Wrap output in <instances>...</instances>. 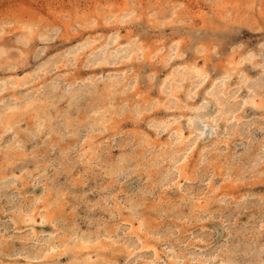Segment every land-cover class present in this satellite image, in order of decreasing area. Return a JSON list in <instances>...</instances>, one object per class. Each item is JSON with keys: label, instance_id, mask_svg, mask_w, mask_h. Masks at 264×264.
<instances>
[{"label": "rangeland", "instance_id": "1", "mask_svg": "<svg viewBox=\"0 0 264 264\" xmlns=\"http://www.w3.org/2000/svg\"><path fill=\"white\" fill-rule=\"evenodd\" d=\"M0 47V264H264V0H0Z\"/></svg>", "mask_w": 264, "mask_h": 264}, {"label": "bare ground", "instance_id": "2", "mask_svg": "<svg viewBox=\"0 0 264 264\" xmlns=\"http://www.w3.org/2000/svg\"><path fill=\"white\" fill-rule=\"evenodd\" d=\"M88 42V41H87ZM132 41H130V43H131ZM138 43V42H137ZM99 47V46H98ZM1 48V47H0ZM4 48V47H3ZM141 48H142V46H141ZM101 49V48H100ZM7 50V49H6ZM4 51V53L6 52L7 53V51ZM71 51H75V49H73V50H71ZM115 51V50H114ZM131 51L132 50H129L128 52H129V54L131 53ZM170 53H171V51H170ZM74 54V53H73ZM76 54V53H75ZM108 55V54H107ZM77 57H75V59H76ZM107 59V58H106ZM77 60V59H76ZM244 60V59H243ZM116 62V61H115ZM240 63V62H239ZM198 69H200V68H198ZM197 69V70H198ZM193 72V71H192ZM195 72H199V70L198 71H196L195 70ZM227 72V71H226ZM191 73V72H190ZM200 73V72H199ZM198 73V74H199ZM201 74H202V78L200 79V80H198V81H203V79H204V77L207 75L206 73H204V72H201ZM191 75V74H190ZM200 75V74H199ZM224 75V74H223ZM197 77V76H196ZM245 78V77H244ZM15 79V78H14ZM17 79V78H16ZM179 79V78H178ZM175 80V79H174ZM222 81V80H221ZM4 82V81H3ZM179 82V81H178ZM1 84V83H0ZM55 84V83H54ZM3 85V84H2ZM14 85V84H13ZM73 85V84H72ZM176 85V84H175ZM55 86V85H54ZM71 86V85H70ZM193 86V85H192ZM21 87V86H20ZM1 88V87H0ZM218 88H219V86H218ZM217 87H216V89H218ZM67 89H70V87H67L66 88V90ZM213 92V91H212ZM173 94V93H172ZM188 94V93H187ZM211 94V93H210ZM211 96V95H210ZM213 96V95H212ZM211 96V97H212ZM218 96V95H217ZM253 96V95H252ZM245 97V96H244ZM213 98H214V96H213ZM245 99V98H244ZM28 102L31 100V98L29 97V98H27L26 99ZM253 102V101H252ZM261 104V103H260ZM218 105V104H217ZM14 106H17V104H15V105H9V107L8 108H12V109H14L13 107ZM218 110V109H217ZM192 111V110H191ZM211 118H215L214 116H212ZM213 120V119H212ZM196 119H193V118H191V121H190V123H191V125H195V123H196ZM66 122V121H65ZM66 124V123H65ZM68 124V123H67ZM10 125V124H9ZM38 125H41V124H38ZM44 125V124H43ZM64 125V124H63ZM68 126V125H67ZM9 127V126H8ZM38 127V126H37ZM64 127H65V125H64ZM193 129L194 130H196V133L195 134H193L192 132L190 133V135L189 136H187L185 139H183V140H187L188 139V141H189V139H190V137H194V139L192 138V143H193V140H194V142L196 141L197 142V139H199V138H201V136H202V134H201V132H200V129H201V127H196V126H193ZM193 131V130H192ZM179 135L181 134V132H177ZM193 134V135H192ZM176 136V135H175ZM178 138V137H177ZM179 139H180V137H179ZM178 140V139H177ZM190 146V148L193 146V144H192V146L191 145H189ZM189 148V147H188ZM25 153V152H24ZM186 156V155H185ZM26 157V156H25ZM184 160H185V158H184ZM26 214H27V212H26ZM30 216V215H29ZM24 217V216H23ZM24 218H26V217H24ZM34 220V219H33ZM28 221V220H27ZM32 221V220H31ZM30 221V222H31ZM32 223V222H31ZM34 224V223H33ZM32 231H33V229H31ZM33 234V233H32ZM50 236H52V234L50 233L49 234ZM105 236V235H104ZM138 236H140V235H138ZM53 237V236H52ZM107 237V236H106ZM109 237V236H108ZM140 238V237H139ZM37 239V238H36ZM90 240V239H89ZM104 240V239H103ZM37 241H38V239H37ZM82 241V240H81ZM88 241V240H87ZM95 242V241H94ZM99 243V242H98ZM85 244H86V242H85ZM84 244V245H85ZM106 244V243H105ZM114 244V243H113ZM111 245V244H110ZM100 247H101V245H100ZM108 247H110V246H108ZM57 248V244L56 243H54V242H50V243H48L47 244V246H46V250H45V252L46 253H51V252H53L55 249ZM81 248H83V247H81ZM86 249V248H85ZM84 249V250H85ZM98 249H100V248H98ZM101 250H103V249H101ZM39 253V252H38ZM45 253V254H46ZM104 255V254H103ZM87 256L90 258L91 256H92V254H91V256L89 255V253L87 254ZM44 257V256H43ZM91 259H93V258H91ZM207 262V261H206ZM209 262H210V260H209ZM209 262H207V264H209ZM212 262V261H211ZM206 264V263H205Z\"/></svg>", "mask_w": 264, "mask_h": 264}]
</instances>
